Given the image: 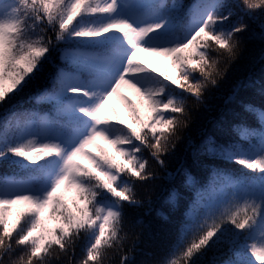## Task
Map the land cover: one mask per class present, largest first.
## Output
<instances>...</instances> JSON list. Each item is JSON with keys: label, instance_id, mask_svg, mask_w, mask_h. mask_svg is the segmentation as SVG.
Masks as SVG:
<instances>
[{"label": "snow or ice", "instance_id": "obj_1", "mask_svg": "<svg viewBox=\"0 0 264 264\" xmlns=\"http://www.w3.org/2000/svg\"><path fill=\"white\" fill-rule=\"evenodd\" d=\"M245 8L251 19L264 12V0H248ZM260 27L249 40L264 43ZM246 32L243 16L223 0L171 7L165 0H0V106L35 89L37 103L46 100L53 110L18 135L0 131V162L19 169L0 176V264L14 253L16 264H51L82 240V264H103L120 248L124 202L137 203L133 185L154 176L144 152L165 165L162 156L190 119L187 96L204 102ZM56 52L88 78L58 68L48 87L46 65ZM258 83L264 96V82L249 77L228 100L252 110L240 96ZM113 98L125 114L111 107ZM253 115L258 130L249 137L256 142L247 147L212 146L211 135L199 146L189 141L194 161H234L258 174L217 172L212 186L196 189L176 225L174 258L159 264H264V105Z\"/></svg>", "mask_w": 264, "mask_h": 264}, {"label": "trees", "instance_id": "obj_2", "mask_svg": "<svg viewBox=\"0 0 264 264\" xmlns=\"http://www.w3.org/2000/svg\"><path fill=\"white\" fill-rule=\"evenodd\" d=\"M194 2L196 0H165L169 7L173 4L191 5ZM223 2L231 4L233 10L243 16L245 23L249 25V32L238 34L243 36L244 40L237 58L219 80L218 86L206 93L203 103H198L195 98L185 94L190 119L187 127L182 128L180 136L174 140L175 148L170 147L162 156L165 165L160 166L147 151L144 152L145 158L149 160L148 170L154 176L149 181H137L133 185L137 203L129 205L124 202L122 245L118 249L109 250L103 264H121L123 256L128 257L126 264H159L165 258H174L169 254V250L176 238V225L183 219L190 202L197 198L196 189L203 192L212 186L217 172L233 178L245 173L258 174L234 161L213 160L208 156H201L198 162L194 161L188 147L189 141L199 146L209 135L215 142L212 146L235 143L247 147L249 139L252 143L256 142L254 137H249V132L258 130V121L253 113L264 105V96L259 93V83L256 88L247 90L240 96L245 103L255 106L250 111H245L240 103L230 102L228 97L240 81H247L249 77L264 82V60L261 59L264 43L248 39L252 32H260V26L264 23V12L256 10L249 19L245 15L248 0ZM236 5L240 7L236 8ZM232 19L235 20L236 17L233 16ZM58 68H63L64 71L78 70L62 62L59 52L54 53L52 62L46 65L45 70V83L48 87H51L50 78L56 74ZM77 72H80L84 79L88 78V73ZM36 95V90L33 89L23 98L13 101L12 105L0 106V131L6 130L8 135L15 136L35 120L37 115H53L52 105L46 100L37 103L34 99ZM117 112L125 114L124 107H120ZM185 169L195 179V186L189 184ZM17 172L19 169L16 166L0 162V176ZM84 249L85 241H79L73 254L60 259L52 258L51 264H82L85 258ZM228 255L225 249L220 255V261L227 259ZM18 258L19 253H14L4 258L3 264H16Z\"/></svg>", "mask_w": 264, "mask_h": 264}, {"label": "rangeland", "instance_id": "obj_3", "mask_svg": "<svg viewBox=\"0 0 264 264\" xmlns=\"http://www.w3.org/2000/svg\"><path fill=\"white\" fill-rule=\"evenodd\" d=\"M142 55H144V54H142ZM149 59H151V58H149V57H147V56H145V60H146V62L149 60ZM165 63H167V62H165ZM77 71H79V70H74V71H67V70H65V72H67V73H70V74H72V75H79L81 78H83L84 79V76H82V74L80 73V72H77ZM125 94L126 95H128V96H130L131 98H133V99H136V96L134 95V93H132L130 90H126L125 91ZM111 103V107L113 108V109H115L116 111H118V110H120V107H124L123 106V104L121 103V101L119 100V99H116V98H113V100L110 102ZM46 115H49V114H46ZM109 115H110V113H109ZM29 125H30V123H29ZM29 125L27 126V127H29ZM26 127V128H27ZM25 129V128H24ZM21 132V131H20ZM20 134V133H19ZM33 139H36V137H32ZM106 146V145H105ZM25 163H28L27 161H25ZM253 259H254V257H253Z\"/></svg>", "mask_w": 264, "mask_h": 264}]
</instances>
